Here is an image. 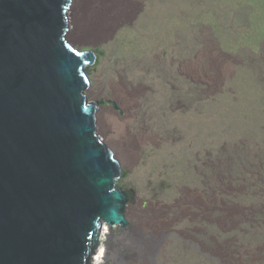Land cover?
I'll list each match as a JSON object with an SVG mask.
<instances>
[{
    "label": "rangeland",
    "instance_id": "1",
    "mask_svg": "<svg viewBox=\"0 0 264 264\" xmlns=\"http://www.w3.org/2000/svg\"><path fill=\"white\" fill-rule=\"evenodd\" d=\"M128 1L104 34L71 35L69 14L65 40L95 54L85 96L128 194V242L150 232L156 264H264V0Z\"/></svg>",
    "mask_w": 264,
    "mask_h": 264
},
{
    "label": "water",
    "instance_id": "2",
    "mask_svg": "<svg viewBox=\"0 0 264 264\" xmlns=\"http://www.w3.org/2000/svg\"><path fill=\"white\" fill-rule=\"evenodd\" d=\"M68 15V0H0V264H87L101 225L126 228Z\"/></svg>",
    "mask_w": 264,
    "mask_h": 264
},
{
    "label": "bare ground",
    "instance_id": "3",
    "mask_svg": "<svg viewBox=\"0 0 264 264\" xmlns=\"http://www.w3.org/2000/svg\"><path fill=\"white\" fill-rule=\"evenodd\" d=\"M70 2V0H68ZM122 1L125 4H129L128 0H85V1H78V0H71V4L69 5V11H70V26H69V33L71 35L75 34L79 29L83 31L86 34H104L108 32L111 25V19L106 17L104 15L105 12L113 11L117 13L119 8L117 7V2ZM88 2H95L96 5L94 6H88ZM68 26V18L66 17V29ZM64 50H70L71 52V58L73 60H91L92 63L95 61V54L93 50H75L67 45L65 41V48ZM82 78L83 82L86 84V89L88 87V80L87 77L82 71ZM190 86V84H189ZM83 102L86 104V113L87 115L94 114L96 110V105L92 102H87L86 96L83 97ZM190 115V113H188ZM190 119V118H189ZM118 124V131L113 134L112 132L106 133L104 140L106 142H109L110 145H117L118 143H122L120 139H117L121 134L125 133L124 128V121L120 120V123ZM190 129V124H189ZM104 130V129H103ZM97 137V144L100 146L102 152L117 166V177L119 175V168L118 163L114 160L112 153L107 148V146L100 140V138ZM111 138V139H110ZM188 140L190 139V134L187 136ZM128 145L131 143V140L128 136L124 137V143ZM122 146V145H121ZM123 147V146H122ZM113 195L119 196L123 200V209L124 205L127 202L128 194L125 190L115 186ZM123 224L126 226V228L123 230L122 234H120V228L116 229V231L113 232V234H110L111 236L106 235L107 238H113L115 237V241H113V244L111 245L110 242H103L102 240L99 241L98 247H97V258L98 260L89 261L87 264H107V260H110L112 263L110 264H128V261L126 260L128 258V246H131L135 250L136 256H142L143 258H150L149 262L150 264H156L152 262V252L153 247L159 243L160 240L157 242L154 240L152 234L150 232H145L137 234L136 239H132L131 242H128L129 239H131L128 232H135V228L131 227L129 224L130 220L127 218L126 214L123 211ZM107 232V228L103 225H101V231H100V237L102 235L105 236ZM111 238V239H112ZM148 243V247L141 248V244L144 241H150ZM134 253V252H133ZM133 255V254H132ZM122 257V258H121ZM131 257V256H129ZM132 260L135 261V258L133 256L131 257ZM140 258V257H139ZM103 261V262H102ZM102 262V263H101Z\"/></svg>",
    "mask_w": 264,
    "mask_h": 264
},
{
    "label": "built area",
    "instance_id": "4",
    "mask_svg": "<svg viewBox=\"0 0 264 264\" xmlns=\"http://www.w3.org/2000/svg\"><path fill=\"white\" fill-rule=\"evenodd\" d=\"M100 239L102 240V238L100 237Z\"/></svg>",
    "mask_w": 264,
    "mask_h": 264
}]
</instances>
